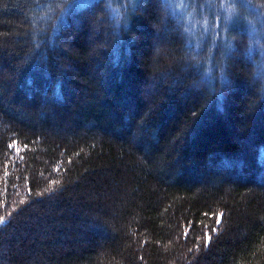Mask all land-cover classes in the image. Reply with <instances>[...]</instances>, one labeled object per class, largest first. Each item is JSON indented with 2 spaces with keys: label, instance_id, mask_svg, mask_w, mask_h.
I'll use <instances>...</instances> for the list:
<instances>
[{
  "label": "trees",
  "instance_id": "trees-1",
  "mask_svg": "<svg viewBox=\"0 0 264 264\" xmlns=\"http://www.w3.org/2000/svg\"><path fill=\"white\" fill-rule=\"evenodd\" d=\"M0 219V264H264V0H0Z\"/></svg>",
  "mask_w": 264,
  "mask_h": 264
},
{
  "label": "snow or ice",
  "instance_id": "snow-or-ice-1",
  "mask_svg": "<svg viewBox=\"0 0 264 264\" xmlns=\"http://www.w3.org/2000/svg\"><path fill=\"white\" fill-rule=\"evenodd\" d=\"M3 222H4L3 219H0V223H3ZM217 223H219V218H217Z\"/></svg>",
  "mask_w": 264,
  "mask_h": 264
}]
</instances>
